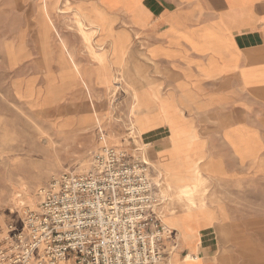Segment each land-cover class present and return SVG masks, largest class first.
Returning a JSON list of instances; mask_svg holds the SVG:
<instances>
[{
    "label": "rangeland",
    "instance_id": "374dc122",
    "mask_svg": "<svg viewBox=\"0 0 264 264\" xmlns=\"http://www.w3.org/2000/svg\"><path fill=\"white\" fill-rule=\"evenodd\" d=\"M84 10L71 0H0V243H9L10 225L22 230L25 215L37 210L40 190L52 178L86 173L91 155L104 146H130L131 152L137 145L164 176L166 218L182 247L181 232L191 227L185 210L189 199L173 179L187 176L190 167L175 160V116L181 117L178 123L186 119L167 93L172 74L155 62L144 38L127 33L133 29L127 23L114 16L109 24ZM82 19L87 36L77 23ZM252 113L264 117V109ZM161 125L172 135L168 131L158 149L144 133ZM205 165L199 159L194 216L221 206L229 196L223 193L225 178L207 177ZM260 196L264 202V189Z\"/></svg>",
    "mask_w": 264,
    "mask_h": 264
},
{
    "label": "crops",
    "instance_id": "0c3cea01",
    "mask_svg": "<svg viewBox=\"0 0 264 264\" xmlns=\"http://www.w3.org/2000/svg\"><path fill=\"white\" fill-rule=\"evenodd\" d=\"M71 2L109 24L117 16L133 28L129 35L145 39L172 74L167 93L185 112L186 121L175 116L176 162L201 157L207 177L228 183L221 206L188 220L196 235L182 247L194 259L178 255L173 264H264V117L252 113L264 109V0ZM197 114L202 119L191 122ZM167 128L146 131L148 144L163 149Z\"/></svg>",
    "mask_w": 264,
    "mask_h": 264
},
{
    "label": "built area",
    "instance_id": "2783aa9c",
    "mask_svg": "<svg viewBox=\"0 0 264 264\" xmlns=\"http://www.w3.org/2000/svg\"><path fill=\"white\" fill-rule=\"evenodd\" d=\"M100 142H105L101 135ZM104 146L86 173L70 171L40 190L22 230L9 226L0 264H173L187 257L168 216L164 176L143 149Z\"/></svg>",
    "mask_w": 264,
    "mask_h": 264
},
{
    "label": "bare ground",
    "instance_id": "6f19581e",
    "mask_svg": "<svg viewBox=\"0 0 264 264\" xmlns=\"http://www.w3.org/2000/svg\"><path fill=\"white\" fill-rule=\"evenodd\" d=\"M77 23L79 24V27L82 29V33L85 36H87V34H91V33H88V32H90V30L85 25L84 19L78 20ZM89 42H91L90 39H89ZM143 57L146 60L148 59V57H146L144 54H143ZM153 91H154V95L155 96L159 95V91H157L155 89H153ZM162 104H163V110H165V108H166L165 107V103H162ZM173 141H174L175 148H176V151H177V144L175 142V137H173ZM158 156H159V154H158ZM199 159L201 160V157ZM189 167H190V170L188 172V175L187 176H184V175L183 176H177V175H175L176 177L173 179V183H174V185L179 186L181 191L184 192L187 195V198L189 199V205L187 203V207H185V210H186V215H187L188 219H191L194 216L193 215V209L197 208V205L192 200V194H193L192 189L194 187H196V185L199 183L200 178H202V175H201L200 170H199V161L198 162H189ZM177 169H180V167L179 168L177 167ZM170 170H171V166H167L166 167V176L167 175L171 176V174L169 173ZM22 202L23 201H18V204H21ZM201 207L205 208L204 204L201 205ZM176 212L177 211H175L173 213L176 214ZM165 224H167L170 228H172L171 224H169V222L167 221V218H165ZM181 234H182L183 238H186V237L193 238L196 235V233L194 232V230L190 226L187 227V231H185L184 233L181 232ZM193 259H194V257L190 253L185 258V260H187V261H190V260H193Z\"/></svg>",
    "mask_w": 264,
    "mask_h": 264
}]
</instances>
